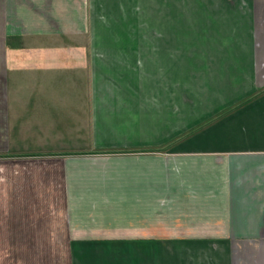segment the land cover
Returning <instances> with one entry per match:
<instances>
[{"label": "crops", "instance_id": "crops-1", "mask_svg": "<svg viewBox=\"0 0 264 264\" xmlns=\"http://www.w3.org/2000/svg\"><path fill=\"white\" fill-rule=\"evenodd\" d=\"M116 1L0 0V264H264V0Z\"/></svg>", "mask_w": 264, "mask_h": 264}, {"label": "rangeland", "instance_id": "rangeland-1", "mask_svg": "<svg viewBox=\"0 0 264 264\" xmlns=\"http://www.w3.org/2000/svg\"><path fill=\"white\" fill-rule=\"evenodd\" d=\"M123 4V9H127L128 7H131V2L129 4L122 2ZM117 5V1L116 0H94L93 2V12H92V31L91 33L93 34V39L96 41L95 43H93V47H92V51L94 54V58L99 54L100 50H102V48L100 47V41H101V37L104 36H115L117 35V33L120 31V34H123L122 29L119 27V23L120 21L118 20L117 17V13L118 11H115V6ZM118 6V5H117ZM137 5H132V10L136 11ZM119 15L123 18H128L127 17V13H125L123 16L119 13ZM131 31V28H128L126 32ZM57 147H67L69 145H56ZM24 201V199H0V211L3 210L4 206L10 207V205H12V209L13 211H19L20 208V201ZM35 199H29L30 202L34 201ZM48 200L49 202L53 201L55 202V204H59L61 202V209H62V203L64 202H68L69 199H45ZM40 201L43 202V199H40ZM35 203V201H34ZM25 210H28L29 208H26L24 206ZM63 210H66L63 204ZM66 211H63V213ZM239 248L236 247L235 252L233 253H228L225 255V257H227L228 259L232 260V261H236V260H243L245 261L246 258H248L249 255L246 254V252L243 251H236ZM63 253H54V255H58L61 256ZM211 256H213V258H217L214 257V255L219 254V253H207ZM252 254V253H251ZM73 256V254H72ZM62 257V256H61ZM78 256H76L73 262H77V264H79V261L77 259ZM162 257V256H161ZM220 258V257H218ZM73 260V259H72ZM57 260L54 259V262H56ZM61 261V260H60ZM46 261L44 260V263Z\"/></svg>", "mask_w": 264, "mask_h": 264}]
</instances>
